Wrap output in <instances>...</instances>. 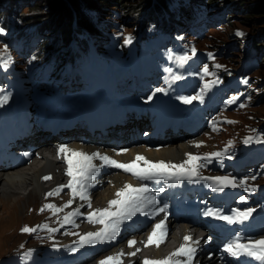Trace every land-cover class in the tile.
Returning a JSON list of instances; mask_svg holds the SVG:
<instances>
[{
  "label": "bare ground",
  "instance_id": "1",
  "mask_svg": "<svg viewBox=\"0 0 264 264\" xmlns=\"http://www.w3.org/2000/svg\"><path fill=\"white\" fill-rule=\"evenodd\" d=\"M42 138L43 137L36 136L32 139V143H41ZM173 138L174 137H170L169 140L163 143L157 142L154 147L144 145L114 147V145H108L106 148H101V146H96L94 144L83 145L74 143L72 145L67 144L66 148L69 150V153L73 151L88 155L99 153L100 156H107L112 160L125 164L132 162L138 155L154 163L163 161L165 163L181 164L187 161L190 155L193 156L197 154L201 148L210 150L207 146L205 135ZM64 143L66 142L61 140L44 142L42 146L38 147L35 154L32 153V157L35 156L37 159L33 166H28L31 160L30 158L27 162L28 165L26 164L23 168L12 171L0 170V196L2 199L6 201V197H12L17 192V189H22L21 193H23L25 199H39L48 192H56L61 186H64V189L68 188L67 185L69 180L66 178L68 167L64 159V154L59 152V145ZM30 146H27L26 149ZM39 158H41V160H39ZM92 163L98 169V172L91 180V187L87 188L88 200H81L79 196L73 198L72 195H68L67 197V202L71 201L70 207L72 208V212L76 210L79 211V215L73 218V224L79 226L84 236L90 232L94 233L101 231L104 225L86 224L84 221L81 222L79 217L82 218L90 215L98 209L103 210L108 208L109 202L113 199H117L115 194L123 188L124 185L131 184L133 187H138L132 178L120 172L110 170L101 160L94 159ZM44 177H50L51 180H45ZM4 203L5 202H2V204H0L1 208L6 206ZM152 206L153 205L147 206L143 213L137 212L128 219L129 222L143 219V221H149V224L140 231H130L132 230L130 227L122 230L119 236H117V240L109 246V251L106 255L109 257H119L120 264H130L131 261H134V264H144L146 260H164L170 257L172 253L176 252L182 244H185L183 238L189 236L191 237V241L187 242V244L195 247V253L199 252V256H203V264H224L223 261L216 257L215 259L210 255L213 250V244L208 242L205 236L197 235V231L193 230L194 232H192L191 226L188 224L176 222L171 218H168L166 222H164L166 236L159 247H156L155 244H148L149 235L152 233L155 225L163 221L164 217L158 207L153 208ZM112 210L115 211V209ZM5 213L7 214L9 212L5 211ZM122 236H126V239L122 240ZM76 240L78 239L65 237L59 242L50 243V245L63 244ZM129 241H135V244L129 246ZM23 249L24 248H21L17 252ZM133 253H135V255H133ZM125 258L128 259L125 261ZM172 260L173 262L179 260L182 264H187V257H172ZM98 262L99 259H96L91 264H99ZM191 264H197V262L191 261Z\"/></svg>",
  "mask_w": 264,
  "mask_h": 264
},
{
  "label": "snow or ice",
  "instance_id": "2",
  "mask_svg": "<svg viewBox=\"0 0 264 264\" xmlns=\"http://www.w3.org/2000/svg\"><path fill=\"white\" fill-rule=\"evenodd\" d=\"M237 35H242V33H237ZM126 43L131 42V37L126 38ZM193 54H195V49H192ZM211 58V57H210ZM181 61H186L188 59L187 56L179 57ZM5 61V65H6ZM219 68V65H216ZM208 68H204V75H209ZM179 79V77H176ZM208 85H205L207 88ZM157 91H162V89H157ZM193 99L196 97H192L190 99H185L184 103H191ZM8 97L5 96L2 100H0V105L7 103ZM243 107V105H241ZM251 142V138L245 139L244 143L248 144ZM258 143H264V139H258ZM59 152L64 154V159L68 165L67 175L70 177L69 183L67 185L68 188L72 191V196L75 198L79 196L81 200H88L87 188L91 186V180L94 178L95 174L98 172V169L92 163L94 159H99L103 162V164L122 169L126 173H130L133 177L138 180H180V179H188L193 181L194 178L197 177V168L198 161L201 160V157L198 156H189L188 160L181 164H171L165 163L163 161L160 162H151L147 160L143 156H136L135 159L130 163H119L115 160L110 159L107 156H100L99 153L88 155L81 152H71L65 146H61ZM213 158H221L224 153H213L211 154ZM204 159H208L205 157ZM141 162L142 165L141 166ZM45 180L50 179V177H44ZM200 179H207L204 177H200ZM214 183L218 185L221 189L227 187H236V183L231 180L229 177H216ZM241 183H245L242 181ZM64 186L57 189L56 193L49 192L48 196H53L54 194H59L60 191L63 190ZM248 190V189H246ZM151 190L146 186L133 187L131 184L124 185L119 191L116 192L117 199H113L109 202V207L103 210H96L88 216V221L90 223L103 224L104 228L98 232H90L85 236L81 237L82 247L85 242L92 243H104L115 239L116 235L119 233V226L125 219H130L137 212L143 213L145 208L149 205H155L157 201L151 195H148ZM71 205V201L65 205V207H69ZM90 206V204H89ZM52 210L53 214L59 213L63 211L62 208H57L54 205L48 204L45 205L44 210ZM112 209H115L113 211ZM160 212L165 211L164 208L159 209ZM253 209H249L243 212H236L232 216H221L216 212H209L208 215L214 216L217 219H223L227 221L229 224H234L238 222H243L247 220L252 215ZM79 215V211L69 212L67 215L63 217L64 224H72L74 223L73 218ZM46 228L50 232L57 231V229L47 228L46 225L42 226ZM24 233H33L37 231V228H28L24 227L22 229ZM166 236L165 225L164 222L161 221L157 223L152 231V233L148 237V244H155L156 247H159L160 243L163 242L164 237ZM185 244H182L181 247L172 255L164 260H146L144 264H182L181 261L177 260L173 262L172 257H187V264H191V260L196 251L195 247L189 246L187 242L191 241V237L185 236L184 238ZM198 243V242H196ZM135 244V241H129V246ZM147 246V245H146ZM226 251L232 253L233 255H245L252 257L256 260H259L264 264V239H256L250 240L248 243H241L239 238H237L233 243L229 244L226 248ZM135 255V253H133ZM101 264H120L119 257H108L106 260L101 261Z\"/></svg>",
  "mask_w": 264,
  "mask_h": 264
},
{
  "label": "rangeland",
  "instance_id": "3",
  "mask_svg": "<svg viewBox=\"0 0 264 264\" xmlns=\"http://www.w3.org/2000/svg\"><path fill=\"white\" fill-rule=\"evenodd\" d=\"M59 2L58 0H38L37 5H42V8L46 10V6H48L49 11L52 10V6H55L57 8ZM173 5H177L178 0H170ZM92 5L89 6L88 9L94 11L96 10V0H92ZM74 4V0H68V4L72 7L71 4ZM65 5V4H64ZM246 6L250 5L251 7H256L258 10H255L256 12L250 15L251 18V25L249 27L242 26L238 21L231 20V22H223L216 24L210 31L209 35L199 44H201V48H209L210 50H216L213 45L217 44L219 45V48H225L228 47V43L235 44L237 41V44L241 42L240 48L231 51L232 56H230L228 59L226 58H216L214 63L211 64V69L217 68L216 65H219L220 68L222 67V64L226 65L233 70L238 68L240 58L244 55L242 48L256 35V33L264 35V0H246L245 3ZM118 9V8H117ZM235 14L233 13L232 16ZM68 13L64 12V8H59L58 12H52L51 15H48L47 20L52 23V21H56L57 25H60V27L65 26V24L68 23ZM147 17V14H145L144 18ZM112 18L107 19V21H111ZM127 25V31L125 32V36H129L133 34L134 29H132L133 24ZM242 33V35H237V33ZM263 45V44H262ZM264 47V45H263ZM237 51V52H235ZM233 52V53H232ZM235 57H239V59H236ZM253 79L255 80L254 87H257V90H260V83L264 81V69H258L252 74ZM262 79V80H261ZM50 97L46 95L44 97V100L49 99ZM261 100L264 98V96H260ZM254 112H257V115H259V120L261 117H264V104L262 103H256L254 107L250 108V104L245 105L243 108L237 110V111H231L226 114L227 123L222 132L219 133H202L197 136L205 135V139L207 142V146L210 148V150H204V148H201L197 154L193 156H198L200 154H211L216 152L220 147L222 146H230V145H239L241 141H243L246 137H248L253 129L259 124L255 119H253ZM261 116V117H260ZM195 136V137H197ZM76 142L71 141L69 145L74 144ZM33 144V143H32ZM31 144V145H32ZM30 146V145H28ZM45 146V144H44ZM103 148V147H101ZM38 150V149H37ZM33 152L35 154L37 152ZM209 151V152H207ZM206 152V153H203ZM41 160V158H39ZM37 161L36 157L33 156L31 160L29 161V167L33 166L35 162ZM51 179H48L50 181ZM47 181V182H48ZM56 187V186H55ZM138 187H140L138 185ZM22 189H17V192L12 196L6 197V201L2 199L0 196V204L2 202H5L4 205L1 208L0 206V258H3L5 256H8L9 254L16 253L21 248H24L26 246L30 245H38L39 242H43V245L47 246L50 245V243L55 242L57 238H61L62 236L57 237H49L45 239L44 241H37L34 239V237L29 233L22 232V229L24 227L28 228H39L44 225L47 226H56L61 219L65 215H67V212L70 207H65L67 202V197L69 195L67 190H63L59 196H56L54 194L53 196L44 195L42 198L39 199H25L23 197ZM56 193V192H53ZM60 198V199H59ZM43 199V200H42ZM56 200V201H55ZM43 204H52L57 208H62L63 211L56 213L55 215L50 212H45V210L42 212V214H39L38 211H40L42 208H44ZM5 211L9 213H5ZM164 219V217H163ZM166 220V219H165ZM82 222V221H81ZM164 222V221H163ZM78 226V225H77ZM79 227V226H78ZM80 229V228H79ZM65 238V237H62ZM71 238V237H66ZM122 240L126 239V236L121 237ZM48 243V244H46ZM106 252L102 253L99 259V264H101V261L106 260L109 256L106 255ZM214 252L211 253V256ZM128 258H125L126 261ZM203 257L199 256V252L195 253V261H197L198 264H203L202 261ZM216 259V258H215ZM130 263L134 264V261H131Z\"/></svg>",
  "mask_w": 264,
  "mask_h": 264
},
{
  "label": "trees",
  "instance_id": "4",
  "mask_svg": "<svg viewBox=\"0 0 264 264\" xmlns=\"http://www.w3.org/2000/svg\"><path fill=\"white\" fill-rule=\"evenodd\" d=\"M20 8L17 9V18L18 24L16 32L25 34L31 29H36V32L33 35L32 47L34 50L41 54H50L56 49L61 48L69 44V41L74 33L75 27L73 23H76V30L78 27L86 28L88 31H91V28L88 24V21L91 19V12L88 10L89 6L92 5V0H74L72 7L68 4V0H58L60 3L57 8L52 6V10L49 11L48 6L46 10L42 8V5L38 4V0H13ZM96 11L101 13L103 19L110 18L115 16L117 13L120 17L115 16V20L119 21L122 19L124 25L133 24V27L139 26L144 29L148 27L151 23H156L160 17L169 16L174 20H177L175 9L172 7V2L170 0H96ZM194 2H206L208 4H213L215 6L220 5L221 8L227 6L231 9L229 16L225 17L223 22H231V20L238 21L242 26L249 27L251 25L250 15L255 13V10H258L256 7H251L250 5L246 6V0H191ZM65 4V5H64ZM59 8H64V12L68 13V23L65 26L60 27L57 25L56 21L50 23L47 20L48 15H51L52 12H58ZM118 8V9H117ZM211 14H214L213 11H209ZM233 13L235 14L234 16ZM145 14L147 17L144 18ZM179 21V20H177ZM127 26V25H126ZM28 38L25 37L23 42ZM233 43H228V46H231ZM240 43L234 44L235 49L240 48ZM264 35L256 33L251 39V43L248 45V48L255 54L254 56H248V51L243 55L246 57L244 63L248 69L252 67L258 69H264ZM213 47L216 50H221L219 45L215 44ZM30 49V48H29ZM239 50V49H238ZM237 52V51H235ZM233 53V52H232ZM232 54L224 55V57H230ZM239 59V57H235ZM241 59V58H240ZM254 61L257 62V67H255ZM252 69V71H254ZM256 69V70H258ZM255 70V71H256ZM254 71V72H255ZM253 72V73H254ZM262 80V79H261ZM261 88L263 89L264 94V81L261 83ZM256 103L264 104V99L257 97V101L250 103V108L254 107ZM253 115H257V112H254ZM261 117V116H260ZM253 119L257 123L264 121V117H261L259 120V115L253 116Z\"/></svg>",
  "mask_w": 264,
  "mask_h": 264
}]
</instances>
